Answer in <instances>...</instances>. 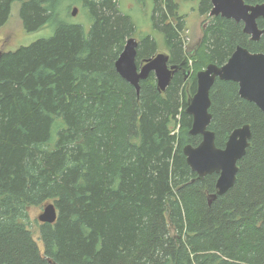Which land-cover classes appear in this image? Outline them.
<instances>
[{"label": "trees", "instance_id": "trees-1", "mask_svg": "<svg viewBox=\"0 0 264 264\" xmlns=\"http://www.w3.org/2000/svg\"><path fill=\"white\" fill-rule=\"evenodd\" d=\"M135 1L152 4V27L182 67L165 92L153 73L138 93L117 72L137 33L120 0H0V30L17 3L26 33L52 30L0 59V264H264V115L237 83L217 80L210 110L218 148L251 127L233 188L215 198L218 175L199 180L184 155L202 141L186 113L197 74L238 47L264 54V35L253 42L242 23L211 17L212 0ZM188 2L207 19L192 52ZM138 42L141 67L160 46ZM50 203L57 221L39 222L37 239L30 210Z\"/></svg>", "mask_w": 264, "mask_h": 264}, {"label": "water", "instance_id": "water-1", "mask_svg": "<svg viewBox=\"0 0 264 264\" xmlns=\"http://www.w3.org/2000/svg\"><path fill=\"white\" fill-rule=\"evenodd\" d=\"M211 17H222L244 25V33L253 42H259L264 29L259 27V20L264 19V5H249L245 0H212ZM78 9L73 10L77 16ZM139 42L130 38L116 62L119 75L130 83L139 93L141 82L146 81L153 73L160 91L165 92L174 75L182 68L171 65L167 54L159 53L145 60L141 67L137 64ZM3 52H0V59ZM190 74L187 75V77ZM228 81L239 85L242 99L255 104L264 115V54L253 53L244 47H238L229 61L219 67L209 65L197 74V92L189 99L186 113L193 119L190 134L201 137L197 146L184 148L187 163L199 180L207 176L218 175L216 184L217 196L226 194L237 181L239 162L246 156L252 140L250 125H245L232 132L225 148L216 145V134L210 129L213 116L211 91L217 82ZM214 198V197H213ZM58 213L53 203L44 207L38 221L43 224H54Z\"/></svg>", "mask_w": 264, "mask_h": 264}, {"label": "rangeland", "instance_id": "rangeland-1", "mask_svg": "<svg viewBox=\"0 0 264 264\" xmlns=\"http://www.w3.org/2000/svg\"><path fill=\"white\" fill-rule=\"evenodd\" d=\"M120 3L123 13L131 15L136 25L137 33L134 38L140 41L141 36L152 35L160 46V53L168 55V51L163 45V36L152 27V4L149 3L147 6H141L135 0H120ZM19 6L18 3L13 6L9 22L0 30V52L16 51L22 46H28L37 40L48 38L52 34V30L47 28L31 34L26 33L19 18ZM180 8L181 14L186 16L187 20V29L184 34L186 47L189 52H192L201 42L207 19L199 15L197 11L198 3H181ZM81 18L78 12L77 16L72 17L71 20L78 22ZM43 211L44 207L30 210L31 229L37 239L39 238L38 217Z\"/></svg>", "mask_w": 264, "mask_h": 264}]
</instances>
